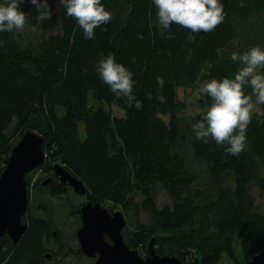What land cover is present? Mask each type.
Masks as SVG:
<instances>
[{"label": "trees", "instance_id": "trees-1", "mask_svg": "<svg viewBox=\"0 0 264 264\" xmlns=\"http://www.w3.org/2000/svg\"><path fill=\"white\" fill-rule=\"evenodd\" d=\"M101 2L112 19L95 29L92 40L62 4L59 18L44 21L35 32L30 31L37 23L35 8L27 13L24 30L0 32V170L24 133L33 130L44 137L49 155L37 170L53 177L37 185L38 210L47 216H35L29 207L21 240L14 245L2 238L0 264H51V241L57 257L95 264L79 245L66 247L52 231V200L70 192L138 217L126 218L123 231L131 249L146 250L154 239L159 256L183 263L219 264L229 255L246 264L264 250V210L253 194L254 188L264 191V105L252 115L239 156L226 154L227 145L195 138L194 125L211 103L206 94L197 116H187L186 106L198 84L234 78L243 65L231 60L232 53L264 49V0H221L225 20L209 33H190L176 24L165 30L153 0ZM101 54H114L133 73L131 95L117 97L102 81ZM157 77L164 79L163 88ZM137 100L142 109L135 107ZM113 106L124 116H115ZM54 163L80 180L85 193L58 184ZM156 183L170 193L172 207H157ZM69 204L71 212L80 213V206ZM141 212L147 222L139 220Z\"/></svg>", "mask_w": 264, "mask_h": 264}, {"label": "clouds", "instance_id": "clouds-1", "mask_svg": "<svg viewBox=\"0 0 264 264\" xmlns=\"http://www.w3.org/2000/svg\"><path fill=\"white\" fill-rule=\"evenodd\" d=\"M26 3L35 6L37 12V23L31 26L30 31L35 32L44 21L52 19L53 9L49 0H5L0 3V32L24 30L27 14L23 5ZM59 4L64 6L69 17L76 20L88 40L95 38V29L112 19V13L105 9L101 0H59ZM153 4L159 23L165 30L176 24L190 33H209L222 24L226 16L221 0H153ZM231 60L243 65L234 78L205 80L199 88V92L206 94L211 103L194 125V132L197 140L207 143L210 139L217 145H227L226 154L239 156L245 149L246 132L256 105H264V71H261L264 69V49L255 46L243 54L234 52ZM208 67L212 65L208 64ZM97 72L117 97L132 94L135 83L133 73L117 63L114 54L98 61ZM156 79L163 88L164 79ZM246 88L251 89V94H246ZM148 99H152L150 93ZM157 99L160 103L166 102L164 96ZM135 107L142 109V102L137 100Z\"/></svg>", "mask_w": 264, "mask_h": 264}, {"label": "water", "instance_id": "water-1", "mask_svg": "<svg viewBox=\"0 0 264 264\" xmlns=\"http://www.w3.org/2000/svg\"><path fill=\"white\" fill-rule=\"evenodd\" d=\"M53 9L52 19L59 18V0H49ZM35 6L26 3L23 11L27 14ZM44 137L33 130L24 133L14 147L11 156L0 170V245L3 237L8 236L16 245L28 230L24 222L30 198L26 176L45 164L47 155L43 150ZM55 173L64 185H70L78 193H85L83 183L56 165ZM50 179L44 184H49ZM81 227L77 239L82 253L95 258V264H185L176 257H161L155 251L153 239L143 258L137 250L125 242L123 231L127 220L122 211L109 212L101 203H85L81 209ZM109 239V241H108ZM246 264H264V250Z\"/></svg>", "mask_w": 264, "mask_h": 264}, {"label": "rangeland", "instance_id": "rangeland-1", "mask_svg": "<svg viewBox=\"0 0 264 264\" xmlns=\"http://www.w3.org/2000/svg\"><path fill=\"white\" fill-rule=\"evenodd\" d=\"M200 87H201V84H198L193 94L190 95L187 100L186 115L191 118L197 116L203 110L202 105H201L203 94L199 92ZM253 103H255V101H253ZM111 109L115 116L117 117L124 116V111L121 110L120 108L113 106ZM256 112H260L259 104L256 105V111H254L253 114ZM48 157L49 155L47 156V158ZM56 165H60V164L54 163L53 169L55 168ZM28 176L31 179V184L27 185L28 191H29V198H30L29 207L31 208V213L38 217L47 216V215H43L42 212L38 210L39 205H40L39 203L40 200L37 194V185L39 182L41 183L42 181L50 177V175H48L44 171L42 172L41 170L36 169L32 173H30ZM263 176H264V169H263ZM253 194L255 198L257 199L261 210H264V191L258 188H254ZM154 195H155L156 205L158 208L161 209L166 206H170V207L173 206L174 201L172 197L170 196V193L161 184L156 183L154 185ZM135 198L136 200L140 202L143 200V197L140 195L136 196ZM70 201L73 202L72 206H75L74 208H76L77 206L81 207V205L85 203L87 200L85 198L74 197L71 192L69 193L68 196L58 197V198L53 199L52 206L54 208H53V214H52V217H50V220H53L52 231L55 234L60 233L61 240L66 243L67 245L66 247L76 249L77 245H79V242H78V239L75 241L74 237L75 235H77V231L80 228L81 214L80 213L77 214V212L75 213V211L74 213L71 212L70 204H69ZM104 207L109 210L111 209L112 213L122 211L127 219L131 218L133 219V221L135 220V215L131 213L130 216H127V213L122 207L113 206L112 204H105ZM137 219L135 220V222L137 221ZM139 220L143 222L148 221L146 212L140 213ZM50 248H52L50 253L53 254V256H51V259H52L51 264H56L57 262L60 264H79L78 260L73 257H69V258H63L62 256L57 257L56 256L57 246L55 245L54 241H51ZM137 251L140 253V255L143 258H146L147 249L142 250L140 248V249H137ZM235 254L238 260L240 261L243 260L241 256V250H240L239 244L235 245ZM86 258L88 259L87 256ZM86 260H82V261H86ZM87 262H90V261L87 260ZM185 264H193V262L189 260ZM219 264H238V262L235 258L229 255H226L224 256V258Z\"/></svg>", "mask_w": 264, "mask_h": 264}, {"label": "flooded vegetation", "instance_id": "flooded-vegetation-1", "mask_svg": "<svg viewBox=\"0 0 264 264\" xmlns=\"http://www.w3.org/2000/svg\"><path fill=\"white\" fill-rule=\"evenodd\" d=\"M56 178H57V183H58V184H62L61 181H60V179L58 178L57 175H56ZM49 179L51 180V182L53 181V177L50 176ZM51 182H50V183H51ZM62 185H64V184H62ZM64 186L66 187V186H68V184H67V185H64ZM69 186H70V185H69ZM85 203H87V202H85ZM85 203H83L82 206H83ZM82 206H81V207H82ZM106 209H107V208H106ZM108 210H109V209H108ZM109 212H110V211H109ZM111 213H112V212H111ZM114 213H115V212H114ZM112 214H113V213H112ZM81 224H82V222H81ZM108 241H109V239H108ZM92 259H95V258H92ZM95 261H96V259H95Z\"/></svg>", "mask_w": 264, "mask_h": 264}]
</instances>
